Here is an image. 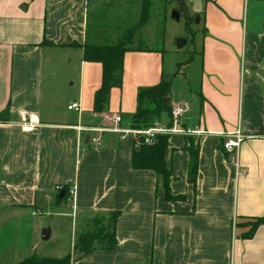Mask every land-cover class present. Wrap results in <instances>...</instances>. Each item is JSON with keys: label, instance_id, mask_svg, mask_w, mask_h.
<instances>
[{"label": "crops", "instance_id": "crops-1", "mask_svg": "<svg viewBox=\"0 0 264 264\" xmlns=\"http://www.w3.org/2000/svg\"><path fill=\"white\" fill-rule=\"evenodd\" d=\"M106 1L0 0V113L9 110L0 121V264L67 256L70 264H264V225L250 239L238 227L264 216V0H191L189 17L200 23L191 32L183 25L186 45L169 49L164 38L160 49L126 51L122 86L96 113L103 67L84 60L83 48L120 43H104L110 30L92 26ZM162 80L170 82L169 108L155 125H171L170 109L182 106L183 125L207 132L191 136L196 177L189 136L170 135V189L180 200L166 199L155 171L133 168V135L109 130L96 145L97 133L85 129L114 127L116 115L129 127L124 119L137 112L139 92ZM24 113L39 115L36 132L21 130ZM238 131L236 165L223 143ZM115 212L113 248L76 250L91 222ZM35 217L54 227L50 238L71 236L61 257L16 240L36 236Z\"/></svg>", "mask_w": 264, "mask_h": 264}, {"label": "trees", "instance_id": "trees-1", "mask_svg": "<svg viewBox=\"0 0 264 264\" xmlns=\"http://www.w3.org/2000/svg\"><path fill=\"white\" fill-rule=\"evenodd\" d=\"M192 22V19H188L186 25V30L188 32H191L190 25ZM161 43L163 46L164 32ZM128 50L129 48L122 45V43L115 45L86 44L84 46V60L100 62L103 67L102 83L95 93L94 111L96 113H103L106 111L109 104L111 90L122 86L124 55ZM169 93L170 82L166 80H162L158 85L152 88L141 90L138 95L139 108L137 112L124 119L125 122H127V125L134 129H147L155 126L156 121L161 118L162 114L168 111V108L164 106V99L168 97ZM8 113V109L0 113V121H7ZM189 139V174L196 177L198 170L199 147L191 137H189ZM170 145V136L163 134L158 135L155 142L152 144L143 143V140L140 145L135 142L132 165L134 169L155 171L163 178L166 199L180 200L183 196L172 195L170 189L172 171L166 162V152L170 148ZM60 190V193L64 191V196L62 198H60L59 194L60 200L66 199L68 196L67 188L62 186L60 187ZM118 215V212L113 213L109 218V223L107 225L103 224V226L97 227L93 232L88 231L82 234L76 244V248L80 250V253L87 254L94 250L98 245L108 249L113 248L117 243L116 225ZM261 225H264V216L240 221L238 227L243 230L240 237L243 239L252 238ZM70 261V256L63 259L32 257L18 264H70Z\"/></svg>", "mask_w": 264, "mask_h": 264}, {"label": "rangeland", "instance_id": "rangeland-1", "mask_svg": "<svg viewBox=\"0 0 264 264\" xmlns=\"http://www.w3.org/2000/svg\"><path fill=\"white\" fill-rule=\"evenodd\" d=\"M174 0H110L106 1L102 7H97L94 11V26L97 30H110L111 41L105 39L104 43L114 44L122 43L129 49H144L153 47L155 49L162 48L163 32L164 38L167 40V48L170 46L177 48V40L183 38L185 30L183 25H187L188 17L184 13L180 19L176 20L172 17V12L178 9ZM188 5L194 3L186 1ZM175 5V6H174ZM98 12V13H97ZM93 15V11H92ZM195 16L189 18L195 22ZM96 18V19H95ZM182 28V29H181ZM188 32V31H187ZM182 35V36H181ZM114 41V42H113ZM146 106V105H145ZM230 160L231 155H230ZM43 217H35L33 228H35L36 236H16V240L23 238L30 241L32 246H38L36 254L39 256L61 257L62 251L66 246L69 248L71 236H51L49 240L43 239V231L53 229L51 224L47 228H43ZM106 223L91 222L86 230L95 231ZM27 223V220H25ZM29 226V224H28ZM66 241V242H65ZM80 252L78 248H76Z\"/></svg>", "mask_w": 264, "mask_h": 264}, {"label": "built area", "instance_id": "built-area-1", "mask_svg": "<svg viewBox=\"0 0 264 264\" xmlns=\"http://www.w3.org/2000/svg\"><path fill=\"white\" fill-rule=\"evenodd\" d=\"M191 1V0H186ZM78 103H73L69 106V109H79ZM187 113L186 109L182 106L172 107L169 111L171 117V125H161L157 124L151 128L147 129H134L131 127L122 128L120 124L122 122V118L120 115H116L113 118V122L115 124L114 127L106 128V127H91L85 128L88 131H94L97 133L93 138L92 142L96 145H100L102 142L103 134L106 131H118L122 132L123 136H127L129 134L134 136L135 142L140 145L142 143L152 144L155 142L156 137L158 135H173V134H182L189 137H199L203 136L207 132L201 128H187L183 125L184 115ZM40 127V118L38 114L35 113H24L21 119V130L25 133H33L38 130ZM244 140V136L240 133V131L228 134L226 140H224L223 148L227 154L231 155V161L238 165L239 160V150L242 141ZM59 189V188H58Z\"/></svg>", "mask_w": 264, "mask_h": 264}, {"label": "water", "instance_id": "water-1", "mask_svg": "<svg viewBox=\"0 0 264 264\" xmlns=\"http://www.w3.org/2000/svg\"><path fill=\"white\" fill-rule=\"evenodd\" d=\"M177 5H178V9L174 10L172 12V17L176 20H180V17H181V14L184 13L186 15V17L189 18V10H188V6H187V2L186 0H174ZM195 22L196 23H200V16L197 14L195 15ZM187 41L185 38H179L177 40V47L180 49V48H183L185 45H186ZM164 106L166 108H169V105H168V98H165L164 99ZM64 196V191L60 194V197L62 198ZM50 238V231L49 230H44L43 231V239L44 240H48Z\"/></svg>", "mask_w": 264, "mask_h": 264}]
</instances>
